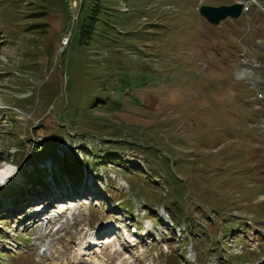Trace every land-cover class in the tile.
<instances>
[{"label": "rangeland", "instance_id": "1", "mask_svg": "<svg viewBox=\"0 0 264 264\" xmlns=\"http://www.w3.org/2000/svg\"><path fill=\"white\" fill-rule=\"evenodd\" d=\"M233 1L77 0L61 44L66 0H0V264H264V0L197 13ZM36 204L71 217L42 248ZM131 214V254L78 255Z\"/></svg>", "mask_w": 264, "mask_h": 264}, {"label": "water", "instance_id": "2", "mask_svg": "<svg viewBox=\"0 0 264 264\" xmlns=\"http://www.w3.org/2000/svg\"><path fill=\"white\" fill-rule=\"evenodd\" d=\"M241 2L234 1L229 4L205 5L198 6V14L209 24L215 25L225 18L236 19L241 10Z\"/></svg>", "mask_w": 264, "mask_h": 264}, {"label": "bare ground", "instance_id": "3", "mask_svg": "<svg viewBox=\"0 0 264 264\" xmlns=\"http://www.w3.org/2000/svg\"><path fill=\"white\" fill-rule=\"evenodd\" d=\"M245 3V2H244ZM77 13V12H76ZM76 16V15H75ZM75 18V17H74ZM251 78H253V76H251ZM11 171H12V168L10 167V168H8L7 170H5L4 172H2L1 174H0V180H3L4 179V177H6V176H8V174L9 173H11ZM64 196H65V194H64ZM71 196L69 195V194H66V199H69ZM65 199V200H66ZM55 204H57V203H55ZM107 228V227H106ZM105 228V230H107ZM104 229V228H103ZM100 232H102V231H100ZM91 234H92V232H90ZM89 233V234H90ZM106 233V232H105ZM111 234V233H110ZM109 237H110V235L109 236H107V238L104 240V241H100V240H98V239H94L93 240V237L92 236H90V237H87L85 240H86V242H84V244H82V246L80 247V249H79V254L78 255H81V257L82 256H90V257H94V255H97V257H98V254L100 253V251H97L95 248H97V247H99V246H101V245H99V244H102V246H105L104 248H108V249H110V248H112V247H114L115 249H113V252L115 253L116 251H118L120 254H123L124 255V253H123V249H126L127 250V247L126 248H123L122 246H121V244L120 243H116L115 242V238H112V239H109ZM131 247V246H130ZM92 251V252H91ZM95 251V252H94ZM88 252V253H87ZM125 252V251H124ZM80 264H83V262H80Z\"/></svg>", "mask_w": 264, "mask_h": 264}, {"label": "trees", "instance_id": "4", "mask_svg": "<svg viewBox=\"0 0 264 264\" xmlns=\"http://www.w3.org/2000/svg\"><path fill=\"white\" fill-rule=\"evenodd\" d=\"M34 14L37 16V15H41L42 12H40V13H34ZM53 147H54V146H53ZM53 147L50 148L51 150H53V154L50 153L51 150H50V151H46V152H48V153H47V156H56L57 158H59L58 155L55 153ZM42 149H43V150H42V152L40 153V155L34 156L33 153H32V157H34V158H39V157L43 154V152H44V148H42ZM70 152H71L70 156H71V158H72V161H70L69 163L66 162V160H67L66 157H64V158H62V159H58V160H59V163L61 162V164H59L60 167H61V170H62L64 173H74L73 171H76V172H78V173L82 172V166H80V161H79V159L76 157V155H75L72 151H70ZM62 163H63V164H62ZM40 176H41V174H39L38 172H36V173L29 174V175L27 176V178H28L29 181L32 182V183H41ZM31 179H33V180H31ZM9 188H11V187H9ZM12 189H13V188H11V190H12ZM6 193H7V192H6Z\"/></svg>", "mask_w": 264, "mask_h": 264}, {"label": "built area", "instance_id": "5", "mask_svg": "<svg viewBox=\"0 0 264 264\" xmlns=\"http://www.w3.org/2000/svg\"><path fill=\"white\" fill-rule=\"evenodd\" d=\"M77 0H68V10L71 14V18L75 17V8H76ZM246 6L243 7V10H246Z\"/></svg>", "mask_w": 264, "mask_h": 264}, {"label": "snow or ice", "instance_id": "6", "mask_svg": "<svg viewBox=\"0 0 264 264\" xmlns=\"http://www.w3.org/2000/svg\"><path fill=\"white\" fill-rule=\"evenodd\" d=\"M0 182H2V180H0Z\"/></svg>", "mask_w": 264, "mask_h": 264}]
</instances>
